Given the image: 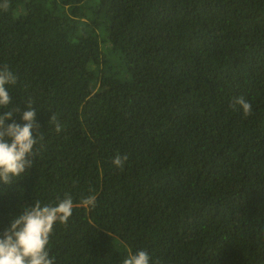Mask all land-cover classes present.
Instances as JSON below:
<instances>
[{
  "label": "trees",
  "instance_id": "trees-1",
  "mask_svg": "<svg viewBox=\"0 0 264 264\" xmlns=\"http://www.w3.org/2000/svg\"><path fill=\"white\" fill-rule=\"evenodd\" d=\"M99 1L104 11L89 0L0 9V65L17 76L9 109L22 125L31 101L43 137L33 166L0 181V234L22 206L67 193L55 264H122L138 250L150 264H264V0ZM89 195L95 207L81 204Z\"/></svg>",
  "mask_w": 264,
  "mask_h": 264
},
{
  "label": "clouds",
  "instance_id": "clouds-1",
  "mask_svg": "<svg viewBox=\"0 0 264 264\" xmlns=\"http://www.w3.org/2000/svg\"><path fill=\"white\" fill-rule=\"evenodd\" d=\"M8 7V0L0 4V9L5 11ZM16 83V74L8 65H0V107L7 109L0 114V181L4 184H10L33 166V158L38 152V149L34 150V145L43 138L36 121L37 110L31 101L25 102L27 110L21 113L24 123L18 124L13 119L14 114L21 110L19 107L9 109L12 97L6 85ZM235 104L242 108L245 115L251 112V104L243 96L236 98ZM8 120L12 123L6 124ZM48 123L60 131L61 124L55 113H52ZM127 159L126 155L117 154L113 165L123 168ZM81 204L95 207L96 197L89 195ZM22 207L23 211L12 217L10 226L0 234V264H55L48 245L54 226L57 223L66 224L72 216L74 203L71 195L66 193L55 204H42L36 200ZM122 264H150V255L145 250H138L127 255Z\"/></svg>",
  "mask_w": 264,
  "mask_h": 264
},
{
  "label": "rangeland",
  "instance_id": "rangeland-1",
  "mask_svg": "<svg viewBox=\"0 0 264 264\" xmlns=\"http://www.w3.org/2000/svg\"><path fill=\"white\" fill-rule=\"evenodd\" d=\"M84 3H87V2H82V3H79L77 5L70 6L69 10L79 9L83 6ZM88 4L90 6H92L93 8L98 7V8L103 9V11H104V5L101 4V2L99 0H89ZM20 7L23 8V4H21ZM64 10L68 11L67 7H65ZM84 25L85 24L82 21H80L77 24L76 32L72 37V39L74 41L79 40L81 32L84 28ZM97 33H98L100 49H101L102 53L105 54V56L109 60V64L111 66V69L117 68V66L120 64L119 54L113 50V47L111 45H108L106 42H104L102 40L103 36L105 35V29H104L103 24L101 22L97 28ZM128 79H129L128 74H122V75L118 76V78L116 80H123L124 81V80H128ZM83 120L85 121V126H86L89 134H94V122L92 120H88V119H83Z\"/></svg>",
  "mask_w": 264,
  "mask_h": 264
}]
</instances>
